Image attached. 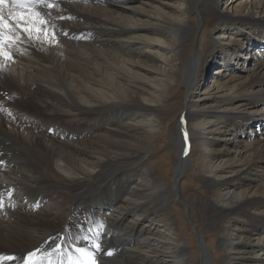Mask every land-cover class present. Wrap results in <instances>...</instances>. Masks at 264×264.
I'll list each match as a JSON object with an SVG mask.
<instances>
[{"label": "bare ground", "instance_id": "bare-ground-1", "mask_svg": "<svg viewBox=\"0 0 264 264\" xmlns=\"http://www.w3.org/2000/svg\"><path fill=\"white\" fill-rule=\"evenodd\" d=\"M212 2L216 4V0H187L197 11L196 24L211 13L214 16L212 21L220 20V27L235 32L256 10L253 0H236L226 13L221 10L216 12ZM55 3L57 6L52 9L37 8L45 19L48 17L44 14L48 12L52 17H64L54 20L55 39H52L51 33L45 36L43 32H34L31 38L22 35L19 44L12 48L13 59L6 62L0 58V65H3L0 67V172L11 179H0V199L3 196L14 197L23 203L15 206L16 211L0 210V256L21 258L40 249L36 258V264H40L42 258L39 255L42 253L55 256L52 251L54 243L62 244L75 256V248L92 249L95 240L101 245V251L96 254L99 264H159V255L166 254L163 251L157 253L150 242H138L137 246L130 248L129 244L135 243L141 232L137 225L133 223L119 230L125 216L108 221L101 213L108 207H116L126 213L144 210L143 217L151 226L154 224L152 216L158 214L173 227L175 220L169 213L165 215L163 212H167L166 201H174L179 191L172 193L168 182L161 180L157 174L139 169L141 158L137 162L114 159L111 151L123 156L122 150H126L116 139L108 135L101 139L92 136L95 139L86 143L81 135L94 122L105 132L120 134L122 130L119 128L123 127L117 124L119 118L124 117L127 125L136 123L139 126H142V119L149 120L151 116L156 117L158 122L162 121L165 107L159 109L153 105L156 100H162L158 94L160 89L151 84L153 80L149 77L140 76L133 66L154 70L158 80H161V73L139 57L132 62L129 60L130 66L127 60L105 46L116 39L126 55L138 56L139 53L133 50L134 45L146 47L148 51V45L162 44L161 36L165 35L172 41L178 39V53L183 43L191 39L186 32L187 25L183 24L177 12H165L148 0L145 2L148 8L130 6L128 12L108 0H55ZM261 7L264 11V5ZM8 8L13 13L23 11L11 6H7L6 11ZM65 32L67 35L63 34ZM226 34L218 32L217 40L208 41L207 54L217 47L222 48L221 41L229 37ZM86 49L91 53H84ZM205 62L200 65L197 76L193 74L195 56L179 70L174 69L176 76L185 71L188 97L196 86H189V83L195 77L196 82L200 81ZM221 63L227 65L228 61ZM168 78L172 80L173 76ZM201 84L204 85L205 81ZM130 85L140 89V92L132 91ZM161 92L167 94L165 90ZM200 93L201 96L196 98L205 101L206 107L196 105L190 110L196 114L190 115L187 102L179 111L182 124L191 121L197 126L180 133L173 181L184 174L189 162V147L193 143L209 136L215 138L230 128L239 129L247 123L251 124L250 127L264 124V58L243 75L238 74L218 84H205ZM248 104L253 105L250 107L251 114L243 115L242 110ZM186 107L188 109L185 110ZM202 116L207 117L210 123L204 131L199 130L204 125L200 121ZM28 120H35L48 129L42 130ZM214 121H219V126L214 127ZM51 128L57 129V135L50 133ZM149 129L153 130V127ZM122 135L126 137L129 133L125 130ZM221 153L227 154L226 149L222 147ZM243 154L245 158L240 159L238 152L234 156L238 159L228 162L232 175L220 179L228 183L227 191H221L227 195L226 203L215 207L208 201L203 204L208 208L205 216L207 224L214 225L219 234L223 230V222L234 219L245 223V217L255 209L260 216L249 218L251 227L255 230L259 223L264 225V186L260 194L255 193L252 197L234 192L238 185L234 177L239 171H251L260 167L258 163L264 160V136L256 147L246 145ZM99 155L103 157L98 158ZM138 171H141L138 176L141 181L133 182L132 176ZM202 180L208 187L216 185L215 179L207 174ZM16 186L22 187L18 195L13 193ZM122 194L125 196L121 198ZM65 195L68 197L65 198ZM38 196L59 200L53 206L56 211L49 205L40 207L43 201ZM188 204L191 206V203ZM188 204L187 208H190ZM26 208L32 209L34 214H24L22 210ZM188 216L190 222L197 217L192 211ZM99 225L102 228L97 229ZM90 228L98 230L99 235L89 233L87 230ZM195 231H198L197 226ZM86 235L90 238L84 239ZM53 237L57 238L54 243L51 240ZM203 238L198 240L202 255L197 264H214L208 253V243ZM262 238L264 233L253 237L249 245H262L259 243ZM151 239L156 238L153 236ZM186 248L187 245L182 243L173 252L184 254ZM108 251L112 252L111 256L106 255ZM59 260L60 256L56 261ZM44 262L49 263L48 260ZM248 263L262 264L255 261ZM0 264H20V260H2ZM184 264H190L189 258L184 260Z\"/></svg>", "mask_w": 264, "mask_h": 264}, {"label": "rangeland", "instance_id": "rangeland-1", "mask_svg": "<svg viewBox=\"0 0 264 264\" xmlns=\"http://www.w3.org/2000/svg\"><path fill=\"white\" fill-rule=\"evenodd\" d=\"M108 1L114 6L123 7L126 12L129 11L128 7L130 6L148 8L145 4L147 0ZM148 1H150L152 5H157L165 12H177L180 20L183 21V24L187 25L186 32L191 39H188L186 43H183V47H179L181 51L177 53V47L179 46L177 42L178 39L172 41V39L165 35L161 36L163 39L162 44H150L148 45V51H146V47L134 45L133 50L134 52L139 53L138 56H136V54L126 55L116 39L115 41L112 39L111 44H108L105 47L114 50V53L116 52L117 55L127 60V62H129V60L131 62L135 61L139 57V59L150 65H154L156 70L161 73V76L159 74L161 80H158L154 76L156 74L154 70L151 71L144 67L136 66V68L133 66V69L140 76L143 75L146 76V78L149 77L148 79L153 80L150 81L151 84L160 89L158 94L161 96L162 100H156L153 105H155L154 107L156 108L159 107V109L162 106L165 107V112L161 118L162 121L158 122L159 120L157 121L156 117L151 116V119L149 120L142 119L143 123L140 122L142 123V126H139L136 123L134 125H127L124 123L126 121L124 120V117L119 118L117 119V124H119L120 127H123L122 129L119 128L122 130L120 131V134L105 132L102 128L95 126L97 124L94 122V129L93 126L89 127L81 137L86 143L95 139L92 136H97L101 139L102 136L108 135L112 139H116V142L122 144L126 150H122L123 156H119V154L116 155V151L115 153H113V151H111L112 153L109 152L114 159H124L126 162H137L138 159L141 158V160H139V169L144 170V172L149 171L154 175L157 174L161 180L168 182L172 193L179 191V196L177 195L174 201H166L165 206L167 207V212H163L165 215L169 213L176 223L171 227L167 225L168 221L167 219L164 220V216L157 214L152 216L154 224L151 226L143 217L144 210L141 212L126 213V211L119 210L116 207L105 208L101 215L104 220L108 221L117 217L125 216L119 230H123L125 226L132 225L133 223V225H137L136 227L140 229L141 232L137 236V241L129 244L130 248L133 249L138 245V242H150V245L155 248L157 253L163 251L166 254V256L159 255L157 258L159 264H184V260L187 258H189L190 264H197L202 255L198 240L203 237L205 242L208 243V253L211 255L210 260H212L214 264H249L248 262L251 261L263 264L264 238L259 241V243L262 244L260 246L255 247L249 245L253 241V237L259 235L262 236V233H264L263 224L259 223L254 230V228L251 227V222L249 220L250 217H259L260 215H258V211L255 209L252 212H249L250 215L245 217V223L236 222L234 219L230 221L227 220L229 223L227 221L223 222L222 224H224V227L219 234L214 225L207 224L205 216L206 213L208 214V208L207 206H203V204L208 201L212 207H215L222 202L226 203L227 195L222 192L227 191L228 183H225L223 181L224 179H220L225 176H231V173H233L228 167V162H235L234 160L238 158H234V156L238 154V152H240V159L245 158L246 155L243 154V152L246 150V145L255 147L258 145L259 140L264 136V124L250 127L251 124L248 125L247 123L239 129L230 128L227 132L221 133L215 138L209 136L206 139H200L193 143L192 147H189V162L184 174L177 181H173V174L175 165L177 164V140L180 133H184L186 128L190 129V127L194 128L195 125L197 126V124L191 121H186L182 124V114L179 113L181 106L188 102L190 115L196 114L195 111H190L192 107L196 105L206 107L207 104L199 97L196 98L198 95L201 96L200 91L205 84H218L219 82L226 81L228 78L234 77L238 74L243 75L248 68L255 66L259 60L264 58V50L262 49L264 43V11L261 7L264 5V0H253L256 7V10L253 9L255 10L254 15L245 20L244 24L237 27L235 32H230L227 29L220 27L222 22H220V20L213 19L214 21H212L214 16L211 13L206 14L207 16L196 24L197 11L187 3V0ZM234 1L236 0H216V4L212 2L211 6L216 8V12L221 10V12L223 11V13H226L229 11L231 3H234ZM219 5L221 6V9H218ZM257 5L259 7H257ZM208 9H210V7ZM206 10L207 9H204V11ZM152 12L154 13V11ZM186 13L187 16L185 15ZM224 27L227 28L226 26ZM218 32L227 33L226 35L229 37L223 39V42L221 41V49H217V47L216 50L207 54V46L214 38V40H217L216 34ZM233 38H235V41ZM238 43H241V45L239 46ZM85 51L86 52H83L86 54L91 53L88 49ZM193 56H195V68H193V74L195 76H197L200 65L204 63V60L207 63L205 62L204 68L201 70L202 75L200 81L196 82L197 79L195 77V80H193L191 84L189 83V86H196L191 92L192 95L188 97L185 88V71L182 70L177 73L176 76L174 75V69L179 70V68L184 66L186 61ZM224 61H228V64L225 65L224 63H221ZM129 65L132 66L131 63ZM168 76H173V79L170 80ZM203 81H205L204 85L201 84ZM130 89L135 92H140V89H137L133 85H130ZM162 90H165L167 94H163L161 92ZM251 106L253 105H246L242 110V114H251ZM186 109L188 108L186 107L185 110ZM252 114L255 113L252 112ZM28 121L38 125L42 130L44 128L48 129L45 125L39 124V122L35 120ZM200 121L204 122V125H201L199 130L204 131L205 127L210 125V123L208 122L207 117L203 116ZM219 123V121H214V127L219 126ZM156 124L157 127L155 126ZM151 126L153 127V130L149 129ZM125 130L129 133L126 137L122 135V132ZM50 133H52V135H57V129L51 128ZM175 137H177V139H175ZM222 147L226 149L227 154L221 153ZM117 152L119 153L118 150ZM97 157L102 158L103 155ZM225 161H227L226 164L224 163ZM258 165H260V167L253 168L248 172L239 171L234 177L235 182L238 183L234 188L236 194L242 193L250 197L255 193L260 194L264 186V160L258 163ZM140 173L141 171L136 172L131 180L133 182L141 181L138 177ZM204 174L215 179L216 185L208 187L204 184V181L202 180V177L205 176ZM0 179L11 180L10 176L4 175L3 173L1 174V172ZM170 189L168 190L170 191ZM21 191L22 187L17 188L16 186V188H13V193L17 195ZM122 195L121 198L125 196V194ZM66 197H68V195H65V198ZM38 198L43 201L41 202L40 207L49 205L52 206L54 212L56 211L53 206L55 202L59 200H52L51 198L44 199V196H38ZM187 202L191 203V206ZM22 204V202L12 197L7 200V207L1 211H16L15 207L10 209V206H21ZM187 204L191 210L190 208H187ZM40 207L35 210H39ZM31 210L30 208H26L25 210H22V212L27 215H32L34 214V211ZM191 211L197 216L195 221L191 220L192 222H190L188 218V213ZM195 225L198 229L197 232L195 231ZM154 233L155 235L153 236L156 239L152 240V234ZM226 240L229 242H226ZM182 243L187 245L186 252H184V254L173 252L175 249L180 248Z\"/></svg>", "mask_w": 264, "mask_h": 264}, {"label": "snow or ice", "instance_id": "snow-or-ice-1", "mask_svg": "<svg viewBox=\"0 0 264 264\" xmlns=\"http://www.w3.org/2000/svg\"><path fill=\"white\" fill-rule=\"evenodd\" d=\"M11 5L12 7L18 9H27V12L17 11L12 12L11 8L6 7ZM42 6L45 9H52L56 7L55 0H0V58L4 61H11L13 59L12 48L18 45L22 39V35H27L32 37L33 33L43 32L45 36L51 33V37L55 39V28L56 24L54 20L64 19V17H52L51 13H45L44 15L48 17L45 19L41 15L40 11L37 10L38 7ZM70 19V17H69ZM41 26H44L43 28ZM67 35V33H63ZM3 67V65H0ZM186 135V134H185ZM187 155V151H185ZM102 228V225L97 226V229ZM89 233L94 236L99 235L98 230L88 229ZM89 236H85L84 239H89ZM57 238L53 237L51 240L53 243ZM94 249V251L92 250ZM92 249L89 248H75L76 253L73 256L72 253L68 252L62 244H55L53 247V252L57 253L61 258V264H63L64 257H67L68 264H98L96 259V254L101 251V245L99 242L93 240ZM40 249L27 253L26 256L18 258L16 256H0V261L2 260H20V264H36L37 254ZM52 253H47V256H51ZM106 255L111 256L112 252L108 251ZM51 264V261H49Z\"/></svg>", "mask_w": 264, "mask_h": 264}]
</instances>
